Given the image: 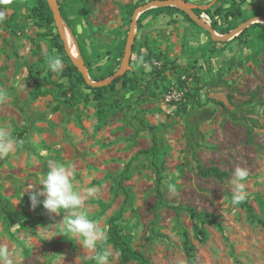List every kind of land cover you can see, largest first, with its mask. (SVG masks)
<instances>
[{"label":"rangeland","instance_id":"rangeland-1","mask_svg":"<svg viewBox=\"0 0 264 264\" xmlns=\"http://www.w3.org/2000/svg\"><path fill=\"white\" fill-rule=\"evenodd\" d=\"M37 2L0 0V90L7 93L0 128L16 144L0 156V246L10 249L15 264H95L96 250L82 249L83 238L58 224L67 214L50 217L24 194L44 178L49 160L71 166L77 190L97 189L91 197L84 194L79 211L104 230L106 240L108 220L121 212L117 231L145 260L134 257L129 264H187L186 235L197 264H264V227L230 197L234 169L246 168L245 201L264 221V21L235 33L245 22L264 19V0H74L62 15L58 8L96 83L124 67L133 22L129 67L102 108L83 87L75 89L73 105L65 103L68 63L60 72L49 69L48 57L59 55L45 32L57 26L41 21ZM148 49L192 77L155 76L138 57ZM31 72H38L46 95L31 94ZM209 98L226 111L206 103ZM153 135L154 156L140 154L152 146ZM129 162L125 200L118 182ZM198 165L215 166L228 178H203ZM186 207L214 215L222 231L211 219L198 221L206 234L198 241ZM106 240L108 264H120Z\"/></svg>","mask_w":264,"mask_h":264},{"label":"trees","instance_id":"trees-1","mask_svg":"<svg viewBox=\"0 0 264 264\" xmlns=\"http://www.w3.org/2000/svg\"><path fill=\"white\" fill-rule=\"evenodd\" d=\"M74 0H56L59 11L61 15L64 13L63 10L65 7H67L70 3H72ZM186 1V0H185ZM37 11L39 13L41 21L46 22L47 24H53L54 23V14L53 11L49 8L46 0H38L37 2ZM258 16L259 14H255ZM65 18V15L63 16ZM187 18H189V15H186ZM256 25H261V24H256ZM53 29H57L54 27ZM53 29H49L45 32V36L49 37V42L51 45V49L54 50L62 59L63 62L68 63V66L64 69L63 75L65 78H67L69 82V87L66 88L64 91H62L61 95L65 101L66 104L68 105H73L72 100L75 98V89H79L81 87L87 89L90 93L94 95V100L97 101L98 107H103L107 105L104 101L106 99V95L110 91V87L114 83V81L110 85H102V86H94L91 84H87L84 77L79 73L78 67L74 64V62L71 60L70 56L67 53L66 46L64 40L61 38L60 33H54ZM131 52L133 53V46H131ZM140 62L143 63L144 65L151 67V70L153 74L157 77H162L164 73L169 72L172 74H183L186 77L190 78V74L186 69H184L181 65L174 64L170 62L169 60H166L162 57L161 53H155L152 50L148 49L147 53H142L138 55ZM161 62V68H158L154 63ZM30 77L35 83V87L32 90L31 94L36 98L40 96L46 95V92L42 90L43 83L42 79L40 78L38 72H31ZM196 79V78H195ZM62 87V86H60ZM68 93H71V96L68 98ZM197 96V94H188L186 99L192 98L194 99ZM185 99V100H186ZM213 103L216 105H219L222 107L223 110H225V105L218 100H215L213 98L207 99L206 103ZM199 107H201L203 104H197ZM185 112L186 107H177V112ZM226 111V110H225ZM99 114L101 116L103 115L102 110L98 109ZM147 127L151 132L154 130L152 126H145ZM156 138L153 135L152 136V146L143 152H140V154H151V156H154L155 151H156ZM130 163L129 162L123 169L122 174L120 175V179L118 182V187L122 189L124 195H125V200L128 197V192L126 188L122 185L123 182L127 179L128 177V171L130 168ZM197 172L198 175L203 177V178H214L216 180L222 181L228 178V173L220 170L219 168L215 166H210V167H202L200 165L197 166ZM159 181V178H158ZM158 192V188H157ZM159 193V192H158ZM231 197V194H230ZM240 208L245 209L248 214H249V219L251 222H254L262 227H264V221L259 218L254 212L251 206L246 202L243 201L241 204L238 205ZM184 211L189 215L190 219L194 222V227L196 230V238L198 241H202L203 238L205 237V232L203 228L198 224V221H204L205 219H211L212 223L214 226L219 230L222 231V226L221 224L216 220L215 216L212 214H206V213H198L196 212L193 208L191 207H186L184 208ZM121 218V212L118 213V215L111 217L108 220V230H107V240L106 243H110L113 248L118 252L119 258H120V264H129L130 261L134 258L137 257L141 261L144 260V256L141 252L139 251H133L126 242H124L117 231L115 222ZM156 236L158 238H164V236L160 233H157ZM105 242H103L99 247L98 250H102V246L104 245ZM183 250L185 253L186 257V262L187 264H197L196 263V255H195V247L193 244L188 240V237L186 235V239L183 243Z\"/></svg>","mask_w":264,"mask_h":264},{"label":"clouds","instance_id":"clouds-1","mask_svg":"<svg viewBox=\"0 0 264 264\" xmlns=\"http://www.w3.org/2000/svg\"><path fill=\"white\" fill-rule=\"evenodd\" d=\"M63 61L59 56L48 57V67L53 72L62 71ZM7 93L0 90V102H4ZM16 144L9 135L6 128H0V156L12 152ZM47 172L39 182L29 186L24 192L28 195L33 209L43 206L50 217L67 214L58 224H63L64 232L71 233L75 237H82L81 247L87 250H96V255L92 258L95 264H108V253L98 250V244L106 240V234L96 222L90 219L86 213L79 211L85 202L86 193L88 197L95 195L97 189L89 187L84 190H77L74 186V173L71 166L58 161L49 160ZM246 168L237 166L234 169L230 180L231 203L239 205L248 197L243 181L248 177ZM42 187H37V186ZM43 198V199H41ZM87 259V257H85ZM0 264H15L13 254L7 246H0Z\"/></svg>","mask_w":264,"mask_h":264},{"label":"water","instance_id":"water-1","mask_svg":"<svg viewBox=\"0 0 264 264\" xmlns=\"http://www.w3.org/2000/svg\"><path fill=\"white\" fill-rule=\"evenodd\" d=\"M49 5H50V8L51 10L53 11V14H54V20H55V23H56V26L59 30V33L61 35V38L64 40L65 42V38H64V34H63V31L61 30V28L59 27V22L61 20V17L59 16V12H58V5H57V2L56 0H47ZM179 3V1H178ZM156 5H167L169 4V2H156L155 3ZM153 5V4H151ZM149 6V5H148ZM146 6V7H148ZM146 7H144L143 9H145ZM137 12H135L136 14ZM259 20H263L262 18H255L253 20H250L248 22H245L242 26H240L239 28H237L235 30V33L237 32H240L242 29L248 27L249 25L252 24V22H257ZM129 36H130V42H129V46H128V50H127V53H126V56H125V60H124V67L116 74H113L111 76H109L108 78H106L105 80L101 81V82H91L90 78L88 77L87 75V72H86V69L83 65V63L81 62L80 58L79 60H77V62L74 60V64L77 65L78 69H79V73L84 77L85 81L87 84H91V85H94V86H102V85H110L113 81H115L117 78H120L122 74H124V72L128 69L129 67V62H130V59H131V55H132V50H131V46H132V43L134 42V38H133V22L131 23L130 25V29H129ZM213 39H217L215 38L214 36H212ZM65 46H66V42H65ZM66 50H67V53L68 55L70 56L69 54V51L66 47ZM71 58V56H70ZM72 59V58H71Z\"/></svg>","mask_w":264,"mask_h":264},{"label":"bare ground","instance_id":"bare-ground-1","mask_svg":"<svg viewBox=\"0 0 264 264\" xmlns=\"http://www.w3.org/2000/svg\"><path fill=\"white\" fill-rule=\"evenodd\" d=\"M59 27L63 31L66 47L69 51L71 58H73L77 62V60H79V54H76L78 52V48L70 29L66 27V24L62 19L59 22Z\"/></svg>","mask_w":264,"mask_h":264}]
</instances>
